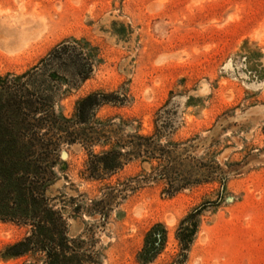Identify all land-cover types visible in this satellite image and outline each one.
Wrapping results in <instances>:
<instances>
[{
	"label": "rangeland",
	"instance_id": "1",
	"mask_svg": "<svg viewBox=\"0 0 264 264\" xmlns=\"http://www.w3.org/2000/svg\"><path fill=\"white\" fill-rule=\"evenodd\" d=\"M30 125L32 188L100 264L155 224L147 264H264V0H0V144ZM31 223L0 219V264L44 260L7 256Z\"/></svg>",
	"mask_w": 264,
	"mask_h": 264
},
{
	"label": "trees",
	"instance_id": "2",
	"mask_svg": "<svg viewBox=\"0 0 264 264\" xmlns=\"http://www.w3.org/2000/svg\"><path fill=\"white\" fill-rule=\"evenodd\" d=\"M90 99L87 98L81 104L78 111L79 121H83V108ZM37 110L34 109L33 111L36 112ZM34 114L36 115V113ZM29 127H33V125ZM34 128H30L32 132L23 131L28 140L27 144L24 143L19 148L13 146L15 144L13 132L4 134L5 136L1 134L4 144H0V155L10 161L8 164L4 163V170L0 172V185L4 184L3 190L0 191V219L17 222L30 219L33 226V232L30 236L7 248V256L17 258L29 252H39L44 255L43 261L38 263L24 262L23 264H100L93 238L87 241L81 237L68 238L66 224L62 220L61 214L55 210L47 211L45 208L47 205H43L40 198L42 194L31 186L33 180L30 178L38 179L35 172L37 163L31 161L34 152H31V147H28L30 141L33 140ZM111 154H106L102 158L104 170H112L117 167L107 161ZM198 214L199 210L191 213L180 224L177 239L182 251H186L192 242L197 229L196 217ZM165 240L166 231L162 225L155 224L145 236L144 246L138 254L139 262L141 264L152 262L163 248Z\"/></svg>",
	"mask_w": 264,
	"mask_h": 264
}]
</instances>
